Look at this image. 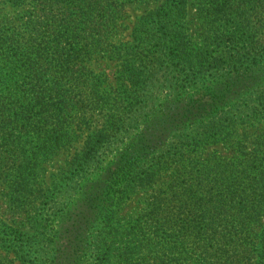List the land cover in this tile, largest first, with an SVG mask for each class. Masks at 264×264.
Segmentation results:
<instances>
[{
	"label": "trees",
	"instance_id": "16d2710c",
	"mask_svg": "<svg viewBox=\"0 0 264 264\" xmlns=\"http://www.w3.org/2000/svg\"><path fill=\"white\" fill-rule=\"evenodd\" d=\"M5 1L26 9L16 24L0 20V184L9 198L27 197L41 163L88 135L35 234L0 222V252L19 264H264V132L248 151L232 138L264 112L262 26L241 23L257 0H197L203 23L241 18L226 39L235 47L209 66L187 50V0L141 16L135 45L122 51V94L98 128L91 105L108 99L96 56L128 0ZM217 144L230 156L203 152ZM145 187L143 212L120 224L124 198ZM0 264L13 263L0 254Z\"/></svg>",
	"mask_w": 264,
	"mask_h": 264
},
{
	"label": "rangeland",
	"instance_id": "374dc122",
	"mask_svg": "<svg viewBox=\"0 0 264 264\" xmlns=\"http://www.w3.org/2000/svg\"><path fill=\"white\" fill-rule=\"evenodd\" d=\"M165 0H128L125 2L124 11L117 22V31L107 42L106 46L100 51L101 53L96 56L95 74L100 76L103 80L105 89L102 90L103 96L108 99V104L91 105L92 111L89 112L91 119L86 115L87 119L91 120L89 125L92 128H98L103 125L108 119L112 104L122 94L123 83L121 67L124 58L122 51L126 46H133V29L136 21L147 14L149 11L159 8ZM185 10V25L184 26V41L187 45V50L194 56L195 63H203L209 66L211 61L221 62L224 56L228 55L226 52L230 50L226 44L227 36L237 33L234 29L235 22L243 18V22L247 29H254L256 26H262L255 36V40L264 43V11L260 14L258 7L264 3V0H257L254 2L253 7L249 6L241 18H230V13L225 16L222 15L218 18H208L205 23L201 19L199 11V1L187 0ZM264 6V5H263ZM26 9L20 8L15 10L11 8L5 0H0V20L2 24L10 22L16 24L22 19ZM260 14V18L256 15ZM260 19V20H259ZM9 23V24H10ZM253 33H248L246 36L250 37ZM171 62V61H170ZM176 61L171 62V64ZM206 68V67H205ZM264 85L261 86V91L264 90ZM101 96V95H100ZM86 119V120H87ZM238 123L237 127L232 132V138L246 141L245 145L248 151L253 147L255 137L264 132V112H261L256 119L248 123ZM87 129L77 133L71 145L67 149L60 152L57 156L51 159H46L41 163L38 168V176L36 178V187L33 191H29L27 197L13 201L9 198V193L5 185L0 184V222L10 227L12 230L18 232H29L35 234L38 231L37 227L40 219H47L50 213L48 198L53 188V183L63 178L65 175L68 164L73 160L76 152L83 149L84 143L87 139ZM246 138V139H245ZM251 141V142H250ZM205 154L216 152L224 157L230 156L229 150L223 144L209 146L203 151ZM148 186V185H147ZM152 188V186H151ZM149 190L145 187L144 191H139L131 197H125L122 207L118 212L117 221L120 224L127 222L139 213L143 212L144 202ZM32 193V194H31ZM249 247V245H248ZM0 254L7 261L13 264H19L12 254L1 251Z\"/></svg>",
	"mask_w": 264,
	"mask_h": 264
}]
</instances>
